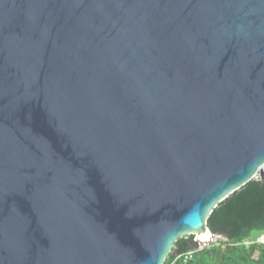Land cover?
<instances>
[{
    "label": "water",
    "instance_id": "obj_1",
    "mask_svg": "<svg viewBox=\"0 0 264 264\" xmlns=\"http://www.w3.org/2000/svg\"><path fill=\"white\" fill-rule=\"evenodd\" d=\"M258 178L264 0H0V264H164Z\"/></svg>",
    "mask_w": 264,
    "mask_h": 264
},
{
    "label": "trees",
    "instance_id": "obj_2",
    "mask_svg": "<svg viewBox=\"0 0 264 264\" xmlns=\"http://www.w3.org/2000/svg\"><path fill=\"white\" fill-rule=\"evenodd\" d=\"M207 226L222 239L199 248L195 234L184 236L164 264H264V242L257 241L264 232V178L251 180L220 202ZM250 239L254 244L246 243ZM192 250L185 261L184 254Z\"/></svg>",
    "mask_w": 264,
    "mask_h": 264
},
{
    "label": "built area",
    "instance_id": "obj_3",
    "mask_svg": "<svg viewBox=\"0 0 264 264\" xmlns=\"http://www.w3.org/2000/svg\"><path fill=\"white\" fill-rule=\"evenodd\" d=\"M210 236V235H209ZM209 236L207 237V239H209ZM215 237H221V235H217V234H215L214 236H212L211 237V240H210V242L209 243H207V244H210V243H212V242H215L216 240L214 239ZM197 240V239H196ZM198 241V240H197ZM199 243V242H198ZM207 244H205V245H200V243H199V248H202V247H204V246H206ZM194 251L195 250H192V251H189V252H187L186 254H184V258H185V261H187L191 256H192V254L194 253ZM179 257H182L181 255L179 256Z\"/></svg>",
    "mask_w": 264,
    "mask_h": 264
},
{
    "label": "rangeland",
    "instance_id": "obj_4",
    "mask_svg": "<svg viewBox=\"0 0 264 264\" xmlns=\"http://www.w3.org/2000/svg\"><path fill=\"white\" fill-rule=\"evenodd\" d=\"M261 236H262V235L260 234V235L258 236V238L261 237ZM214 239H215L216 241H215V242H212V243H217V242H218L220 239H222V238H221V237H218V238L215 237ZM257 241H258V239H257ZM255 242H256V240H255ZM212 243H210V244H212ZM246 243L252 245V244H254V240L250 239V240H249L248 242H246Z\"/></svg>",
    "mask_w": 264,
    "mask_h": 264
},
{
    "label": "bare ground",
    "instance_id": "obj_5",
    "mask_svg": "<svg viewBox=\"0 0 264 264\" xmlns=\"http://www.w3.org/2000/svg\"><path fill=\"white\" fill-rule=\"evenodd\" d=\"M207 238L208 234L204 233V235H201V237Z\"/></svg>",
    "mask_w": 264,
    "mask_h": 264
}]
</instances>
